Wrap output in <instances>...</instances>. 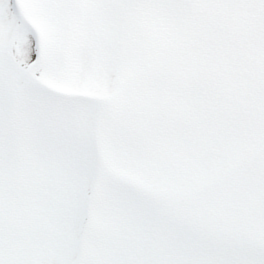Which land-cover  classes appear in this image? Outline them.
<instances>
[{
    "label": "snow or ice",
    "instance_id": "obj_1",
    "mask_svg": "<svg viewBox=\"0 0 264 264\" xmlns=\"http://www.w3.org/2000/svg\"><path fill=\"white\" fill-rule=\"evenodd\" d=\"M0 264H264V0H0Z\"/></svg>",
    "mask_w": 264,
    "mask_h": 264
}]
</instances>
